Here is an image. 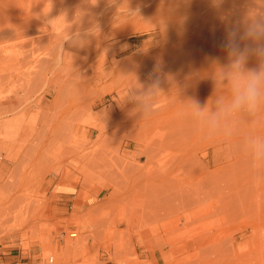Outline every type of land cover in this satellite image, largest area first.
<instances>
[{"label": "rangeland", "instance_id": "rangeland-1", "mask_svg": "<svg viewBox=\"0 0 264 264\" xmlns=\"http://www.w3.org/2000/svg\"><path fill=\"white\" fill-rule=\"evenodd\" d=\"M130 1L0 0V264H264V172L237 149L256 130L240 116L231 138L181 143L174 118L193 87L170 85L164 65L189 59L192 80L217 81L226 30L264 9L180 0L205 18L185 16L159 49L154 18L133 19L143 7L130 14ZM157 67L161 95L131 115ZM226 94L218 84L194 100L215 109ZM213 144L230 166L203 180L194 161Z\"/></svg>", "mask_w": 264, "mask_h": 264}, {"label": "clouds", "instance_id": "clouds-1", "mask_svg": "<svg viewBox=\"0 0 264 264\" xmlns=\"http://www.w3.org/2000/svg\"><path fill=\"white\" fill-rule=\"evenodd\" d=\"M220 3L221 0H215ZM135 11H129L134 13ZM226 62L217 76L219 84L226 86L227 94L214 99L215 109L207 110L201 102L194 101L187 118L195 122L205 138L215 139L222 134L232 135V121L240 116L249 118L250 126L256 130L247 136L237 149L250 158L251 167L256 172H264V13L247 19L243 24L237 21L230 26L219 43ZM254 66H249L250 61ZM151 87L140 93L148 99L144 103H134L131 115L147 114L152 109V101L163 90L165 83L163 69L155 68L149 74ZM137 93L130 89L126 102H132Z\"/></svg>", "mask_w": 264, "mask_h": 264}, {"label": "bare ground", "instance_id": "bare-ground-1", "mask_svg": "<svg viewBox=\"0 0 264 264\" xmlns=\"http://www.w3.org/2000/svg\"><path fill=\"white\" fill-rule=\"evenodd\" d=\"M180 0H131L130 2H128L127 4L129 5V3H132V4H130L131 6L130 7H132V10H133V8L134 9H136V11H137V9H141L142 7V11H140V12H138L136 15H133L132 17H133V19L134 18H137V17H152V18H154L153 19V21H152V24L150 25L154 30L156 29V30H158V39H159V41H158V46H159V49H164L165 47H166V45H170L171 47H173L172 45H171V41L169 40V38H168V31H169V29L170 28H172V27H174V25L175 24H177L178 22H181L182 20H184L185 19V16H189V17H192L193 18V23L190 25V27H192L193 25H195V24H197V23H201L202 21H203V19L205 18V14L204 15H202V17L200 18L199 17V14H196V13H194L193 11H192V9L191 8H187V7H184L180 2H179ZM254 1V0H253ZM257 2H254V4H252V3H250V2H246L245 0L243 1V0H237V2L238 3H240L241 5H245L246 7H250V8H253V9H255V10H262V9H264V0H256ZM223 3H225L226 5H228V2L226 1V0H224L223 1ZM127 4H126V6L125 7H127ZM142 5H147L146 7L145 6H142ZM127 8H129V7H127ZM112 9V8H111ZM123 9V8H122ZM131 9V8H130ZM130 9H128L129 11H130ZM125 10H127L126 8H125ZM131 10V11H132ZM134 11V10H133ZM102 12V11H101ZM116 11H114V13H115ZM107 13V12H106ZM119 13V12H118ZM117 13V14H118ZM125 13V12H124ZM128 13V12H127ZM103 14V13H102ZM111 14V13H110ZM121 14V13H120ZM129 14V13H128ZM111 16V15H110ZM114 16V15H113ZM118 16V15H117ZM116 15H115V17H117ZM123 16V15H122ZM124 16H125V14H124ZM130 15H128V17H129ZM104 17H105V15H104ZM109 17V16H108ZM114 17V18H115ZM125 18V17H124ZM124 18H123V20H124ZM102 19V18H101ZM104 19V18H103ZM109 19V18H108ZM129 19V18H128ZM139 19V18H138ZM122 20V21H123ZM145 20V19H144ZM143 20V21H144ZM115 21V20H114ZM113 21V22H114ZM118 21H119V18H118ZM120 21H121V19H120ZM119 21V22H120ZM131 21V20H130ZM135 21L137 22V19H135ZM139 21V20H138ZM142 21V22H143ZM146 21H148V20H146ZM105 22V21H104ZM108 22H109V20H108ZM116 22V21H115ZM141 22V23H142ZM106 23H107V21H106ZM118 23V22H117ZM143 23H145V22H143ZM134 28H136V27H134ZM139 28V27H138ZM142 28V27H141ZM137 29V28H136ZM135 30V29H134ZM139 30V29H138ZM197 30H198V28H197ZM193 30L190 28V30L188 31V34L189 33H191ZM156 34V35H157ZM224 38V37H223ZM222 38V39H223ZM153 42V41H152ZM206 41H204L202 44H204ZM209 42H211L212 43V46H214V39H213V37L210 39V41ZM154 43V42H153ZM155 43H156V41H155ZM154 46V45H153ZM149 47V46H148ZM145 48V47H144ZM152 47H150V49H151ZM156 48L157 47H155V50H156ZM145 49H147V48H145ZM149 49V48H148ZM151 52H152V50H151ZM119 53V52H118ZM121 53V52H120ZM167 63L168 64H166V62H165V64L164 65H167L166 66V69H165V71H166V73H165V75L166 74H169V75H172L173 76V81H171L170 82V85H174V86H184V85H190L191 87H193V91H190V93L192 92L193 94H191L192 96L191 97H193V100H192V98L190 99V101H192V102H194L195 100H194V98H199V97H201V96H203V95H206V93L207 92H209V93H211V92H213V90L217 87V85L219 84V82H217V81H215V80H213L212 79V77H210V79L208 80V79H206V80H208V81H205L204 79H201V80H199L198 82H197V78H195V80H192L189 76H187L186 75V73L185 72H187L188 71V69H189V66L191 65L190 63H191V61L188 59V60H185L184 62H179V61H177V59L176 58H172V59H170L169 61H167ZM129 64V63H128ZM195 67V66H194ZM150 70V69H149ZM198 73V72H197ZM189 75H192V74H189ZM200 77V76H199ZM198 79H200V78H198ZM166 88H167V86H166ZM190 89V88H189ZM160 95H161V93H159ZM208 95V94H207ZM159 96V95H158ZM190 96V95H189ZM161 100H164L165 98H164V95H163V97H161L160 98ZM160 99H157L156 101L160 104H158V106L160 107V106H163L164 104H162L164 101H166L167 99H165L164 101H162L161 102V100ZM189 100V99H188ZM187 100V101H188ZM201 100V99H200ZM156 102V103H157ZM169 102V101H168ZM171 102V101H170ZM168 103L169 105L167 106L166 105V107H169V106H174V104H173V102L174 101H172L171 103ZM191 102V103H192ZM190 102H188V104H191ZM171 104H173V105H171ZM164 107V106H163ZM158 108V107H157ZM162 108V107H161ZM160 108V109H161ZM191 107L189 106L188 107V110L186 111V109L185 110H182V113L180 114L181 116L180 117H178V118H176L177 116H175V123H174V119H173V114H169L170 115V118H171V115L173 116L172 118H171V120H173V121H171L170 120V118H166V117H168V115H166L165 117H163L164 119L163 120H168L169 122L171 121V123H172V126H173V123H174V126L175 127H173L172 128V134H174V135H177V136H180V137H182V142L181 143H184L185 145H189V146H191L192 144H193V142L194 141H196V140H198V138H200L201 136V134L203 133V131L200 129V127L195 123V122H193L191 119H189V118H187V116H186V113L189 111V109H190ZM205 109H206V111L207 110H214V109H212V108H209V109H207L208 107H204ZM160 109H158V110H160ZM165 109H167V108H165ZM154 111H155V109H153ZM168 110V109H167ZM154 111H152V112H154ZM165 112V110H162L161 112ZM175 111V110H174ZM177 112H179L180 110L178 109V110H176ZM174 112L175 114H177V112ZM155 113H158V111L157 112H155ZM174 114V115H175ZM149 115V114H148ZM143 116L145 117V115L143 114ZM182 117V118H181ZM166 118V119H165ZM157 119H158V121H157ZM157 119H155L158 123H159V119H161V122H162V118L160 117H158ZM177 120V121H176ZM237 120V118H235L233 121H232V123L234 122V121H236ZM168 121H164V123L166 124V123H168ZM170 123V124H171ZM161 124V123H160ZM157 125V124H156ZM165 126V125H164ZM171 125H170V127H168V124H167V128H171L172 127ZM163 127V126H162ZM166 127V126H165ZM168 129V130H169ZM171 130V129H170ZM171 132V131H170ZM233 137V136H232ZM229 138V137H228ZM227 137H226V139H228ZM231 138V137H230ZM231 140V139H230ZM214 141V140H213ZM220 141H222V140H220ZM218 143V142H217ZM216 144V143H215ZM195 145H198V143L197 144H195ZM214 145V144H213ZM212 145V146H213ZM228 146H229V144H228ZM222 147V146H221ZM226 147V146H225ZM225 147H224V149H225ZM223 148V147H222ZM222 148H220V147H216L215 145L212 147V150H211V152H208L207 151V153L205 152V154H204V158H206V157H208V160H201V161H199V160H195L196 161V163H195V161H194V164H195V167H197L202 173H203V175L202 176H204L203 177V180L205 179V178H208V176L209 177H212V176H214L215 174L216 175H218V173L217 172H219V171H221L222 169H223V172L224 171H226L225 170V167L227 168V167H229L230 165H228V164H226L227 162H228V160H227V154H223V152H222ZM228 148H231V147H228ZM234 149V148H233ZM202 151V150H201ZM234 151V150H233ZM197 153V152H196ZM203 155V154H202ZM229 157V156H228ZM229 159V158H228ZM191 160V159H190ZM194 160V159H193ZM192 161V160H191ZM178 162V161H177ZM190 162V161H189ZM232 163V162H231ZM181 164V163H180ZM179 163H177L176 165L178 166V165H180ZM192 164H193V162H192ZM226 165H228V166H226ZM233 165H235V164H233ZM238 165V164H237ZM194 167V166H193ZM231 167H232V165H231ZM194 169H196V168H194ZM231 168H229V170H230ZM228 169H227V171H229ZM193 172V171H192ZM191 173V172H190ZM197 173V172H196ZM216 175H215V177H216ZM201 176V177H202ZM219 176V175H218ZM215 177H214V179H215ZM202 179V178H201ZM212 179H213V177H212ZM206 180H209V179H206ZM175 181L176 182H180V178H178V177H176L175 179H174V184H175ZM210 181H212L211 179H210ZM190 200V199H189ZM189 202H191V200L189 201ZM229 208V207H228ZM237 212H238V210H236ZM231 214H233V213H231ZM4 220V219H3ZM233 242V241H232ZM235 242V241H234ZM235 246V245H234ZM201 249V248H200ZM204 249V248H203ZM198 250V249H197ZM197 253H198V251H197ZM204 253V252H203ZM208 253H210V252H208ZM200 254H202V253H200ZM205 254V253H204ZM207 254V253H206ZM209 255H212V254H209ZM216 255V254H215ZM202 256V255H201ZM200 257V256H199ZM211 256H209V258H210ZM218 258V257H217ZM193 259V258H192ZM219 259V258H218ZM217 259H215V261H216ZM208 261V260H207ZM214 261V262H215ZM215 264H216V262H215ZM219 264V263H218Z\"/></svg>", "mask_w": 264, "mask_h": 264}, {"label": "built area", "instance_id": "built-area-1", "mask_svg": "<svg viewBox=\"0 0 264 264\" xmlns=\"http://www.w3.org/2000/svg\"><path fill=\"white\" fill-rule=\"evenodd\" d=\"M51 262H52V258L49 259V263H51Z\"/></svg>", "mask_w": 264, "mask_h": 264}]
</instances>
